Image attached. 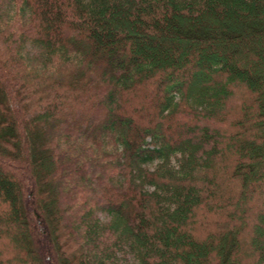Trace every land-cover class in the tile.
Segmentation results:
<instances>
[{"label": "trees", "instance_id": "16d2710c", "mask_svg": "<svg viewBox=\"0 0 264 264\" xmlns=\"http://www.w3.org/2000/svg\"><path fill=\"white\" fill-rule=\"evenodd\" d=\"M0 264H264V0H0Z\"/></svg>", "mask_w": 264, "mask_h": 264}, {"label": "rangeland", "instance_id": "374dc122", "mask_svg": "<svg viewBox=\"0 0 264 264\" xmlns=\"http://www.w3.org/2000/svg\"><path fill=\"white\" fill-rule=\"evenodd\" d=\"M150 48H151V49H152V48L154 49L155 46H151ZM25 50H26L27 53L30 54L31 56H34L35 54H37V48H36L35 46L31 45V44L26 45Z\"/></svg>", "mask_w": 264, "mask_h": 264}]
</instances>
